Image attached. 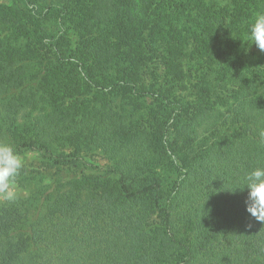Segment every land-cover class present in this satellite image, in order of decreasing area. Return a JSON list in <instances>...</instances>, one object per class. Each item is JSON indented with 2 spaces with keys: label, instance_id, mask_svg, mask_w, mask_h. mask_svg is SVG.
<instances>
[{
  "label": "trees",
  "instance_id": "16d2710c",
  "mask_svg": "<svg viewBox=\"0 0 264 264\" xmlns=\"http://www.w3.org/2000/svg\"><path fill=\"white\" fill-rule=\"evenodd\" d=\"M10 1L0 28L31 43L0 52V99L33 90L58 107L44 137L7 117L4 141L41 158L52 191L1 205L0 264H264V222L247 190L230 192L264 167V52L250 40L264 0ZM86 92L106 104L83 125ZM145 98L162 107L131 127L105 117ZM210 113L222 120L179 130Z\"/></svg>",
  "mask_w": 264,
  "mask_h": 264
},
{
  "label": "rangeland",
  "instance_id": "374dc122",
  "mask_svg": "<svg viewBox=\"0 0 264 264\" xmlns=\"http://www.w3.org/2000/svg\"><path fill=\"white\" fill-rule=\"evenodd\" d=\"M0 6L3 7L8 13L16 11L15 6L12 4L10 0H0ZM0 7V9H2ZM2 9V10H4ZM10 25V24H9ZM6 25L3 28H0V52L6 51L9 54L13 51L16 52V54L20 55H26L25 53L30 48V39L24 38L20 40H14L11 38L6 39L10 33V29L6 30L8 27ZM3 37V39H2ZM171 54H174V52H171ZM201 56L199 54H195V57ZM232 63V60L230 61ZM33 90H28L24 92L21 95V98L18 96H9L7 99H0V141L5 142L6 140V121L9 114L15 116L16 122H15V130L18 134L24 136V135H32L33 133L37 132L38 130L40 132H43V129L45 125L50 121L51 117L53 116V113L55 112L56 108L58 107L56 104V101L54 98L48 96L39 94L38 96L34 97ZM34 98L33 100L29 99ZM116 98H119V96H116ZM82 104L80 107L76 108V114L81 113V118L84 116L83 120L79 121L83 125H87L90 123V121L96 116L99 115L102 111L101 108L95 109L96 107H101V105H105V100H99V102L95 101H89L88 93L82 94ZM123 105V109L120 111V117H116L111 115L113 113V110H110L112 112H109L106 114L105 117L114 118L119 123L128 124V127H131L133 123L139 122L142 120V117L145 116L146 110L150 107L155 108V110H159L160 107H162L159 102H155L151 99H131V100H124V101H118V104ZM106 113V111H105ZM104 113V114H105ZM213 113H210L208 117L206 116L203 118L201 123H199V126L197 128L196 121L192 120H184L182 119V126H181V120L179 121V130L181 131L183 129L184 133H193V131H201L204 129V127H213L216 123L220 122L222 118L219 117V115H214ZM44 123V124H42ZM46 123V124H45ZM79 123V124H80ZM130 125V126H129ZM207 125V126H206ZM93 129L95 126V122H92L90 125ZM182 127V128H181ZM178 128L173 130L174 137L176 138L179 134V138L181 135V132H179ZM178 132V133H177ZM47 133V132H46ZM74 136L72 137V140L74 143L79 144L78 138L81 136H78V132L74 129L73 130ZM97 134V133H96ZM94 134V135H96ZM116 135V134H115ZM42 136H46L45 132L42 133ZM100 137L94 138L92 141L94 143L95 139L99 140ZM87 140V139H84ZM90 140V138H89ZM123 142H126V140H121ZM94 149L89 151V157L92 158V160L96 161L98 164L102 166L109 165L111 163L110 157L101 150L97 149L96 145L93 146ZM26 158V166L22 170L20 176L17 179V186L19 188L20 196L19 198L28 199L32 202V198L35 197L36 199L39 198V196H46L48 192L52 191V172L48 171L46 172V167L37 155H34L32 153H24L22 154ZM69 186V185H68ZM43 198V197H42ZM6 201L0 202V208L3 203ZM36 203V200H35ZM34 205V202L32 203ZM51 205V203H48V207ZM48 209V208H47ZM46 209V210H47ZM154 220L157 222H160V219L158 217H154Z\"/></svg>",
  "mask_w": 264,
  "mask_h": 264
},
{
  "label": "clouds",
  "instance_id": "9594fccd",
  "mask_svg": "<svg viewBox=\"0 0 264 264\" xmlns=\"http://www.w3.org/2000/svg\"><path fill=\"white\" fill-rule=\"evenodd\" d=\"M250 40L264 52V12H258L250 24ZM26 166V158L11 143L0 141V202H16L20 196L17 179ZM247 190L246 211L258 222H264V167L247 172L231 190Z\"/></svg>",
  "mask_w": 264,
  "mask_h": 264
}]
</instances>
